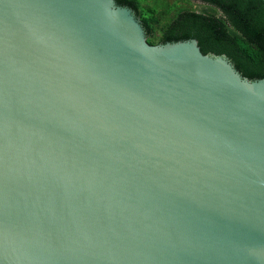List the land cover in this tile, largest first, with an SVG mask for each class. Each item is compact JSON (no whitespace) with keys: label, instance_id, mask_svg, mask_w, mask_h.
Here are the masks:
<instances>
[{"label":"water","instance_id":"obj_1","mask_svg":"<svg viewBox=\"0 0 264 264\" xmlns=\"http://www.w3.org/2000/svg\"><path fill=\"white\" fill-rule=\"evenodd\" d=\"M0 264H264V80L116 0H0Z\"/></svg>","mask_w":264,"mask_h":264},{"label":"trees","instance_id":"obj_2","mask_svg":"<svg viewBox=\"0 0 264 264\" xmlns=\"http://www.w3.org/2000/svg\"><path fill=\"white\" fill-rule=\"evenodd\" d=\"M194 1L202 6L194 8ZM132 10L152 45L196 39L224 55L242 78L264 80V1L116 0Z\"/></svg>","mask_w":264,"mask_h":264},{"label":"rangeland","instance_id":"obj_3","mask_svg":"<svg viewBox=\"0 0 264 264\" xmlns=\"http://www.w3.org/2000/svg\"><path fill=\"white\" fill-rule=\"evenodd\" d=\"M199 6H202L201 2L200 1H194V8L199 9Z\"/></svg>","mask_w":264,"mask_h":264}]
</instances>
